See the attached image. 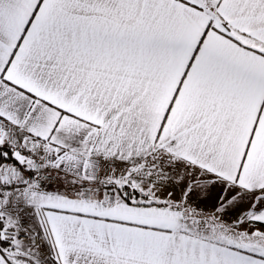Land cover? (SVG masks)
<instances>
[{
  "label": "snow or ice",
  "instance_id": "6c2138e0",
  "mask_svg": "<svg viewBox=\"0 0 264 264\" xmlns=\"http://www.w3.org/2000/svg\"><path fill=\"white\" fill-rule=\"evenodd\" d=\"M0 264H264V0H0Z\"/></svg>",
  "mask_w": 264,
  "mask_h": 264
},
{
  "label": "rangeland",
  "instance_id": "374dc122",
  "mask_svg": "<svg viewBox=\"0 0 264 264\" xmlns=\"http://www.w3.org/2000/svg\"><path fill=\"white\" fill-rule=\"evenodd\" d=\"M212 203H214V201H208L206 204H202V205H204L205 207H207V206H210Z\"/></svg>",
  "mask_w": 264,
  "mask_h": 264
},
{
  "label": "crops",
  "instance_id": "0c3cea01",
  "mask_svg": "<svg viewBox=\"0 0 264 264\" xmlns=\"http://www.w3.org/2000/svg\"><path fill=\"white\" fill-rule=\"evenodd\" d=\"M201 207H205L204 205H201Z\"/></svg>",
  "mask_w": 264,
  "mask_h": 264
}]
</instances>
